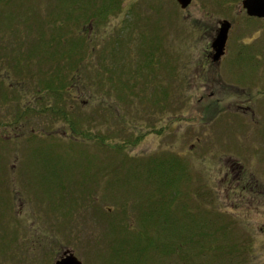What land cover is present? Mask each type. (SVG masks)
Returning <instances> with one entry per match:
<instances>
[{
  "label": "rangeland",
  "instance_id": "rangeland-1",
  "mask_svg": "<svg viewBox=\"0 0 264 264\" xmlns=\"http://www.w3.org/2000/svg\"><path fill=\"white\" fill-rule=\"evenodd\" d=\"M241 2L193 0L182 8L175 0H125L129 10L115 12L118 46L135 55L143 45L164 48L171 68L153 67L151 78L175 88L163 99L164 111L139 96L118 100L119 108L110 102L111 120L101 116L107 105L95 107V131L108 133L113 143L129 141L126 149L84 141L54 116L34 114L18 127L0 126V200L23 239L8 256L0 251V264H55L65 251L82 264H108L105 237L115 235L109 218L127 213L130 227L140 230L141 208L153 197H188V191H202L198 202L236 221L231 231L239 238L218 242L236 243V251L222 259L212 253L202 264H264V19L248 17ZM222 19L232 22L226 54L207 63L206 49ZM149 77L148 88H140L156 99ZM13 111L0 104V122L15 119ZM167 156L179 159L187 177L180 172L174 186L161 191ZM109 167L117 170L110 174ZM66 187L79 197H55ZM104 207L111 215H102Z\"/></svg>",
  "mask_w": 264,
  "mask_h": 264
},
{
  "label": "trees",
  "instance_id": "trees-1",
  "mask_svg": "<svg viewBox=\"0 0 264 264\" xmlns=\"http://www.w3.org/2000/svg\"><path fill=\"white\" fill-rule=\"evenodd\" d=\"M127 10L125 0H0V104L14 109L15 117L0 122V126L18 127V121L34 114L54 116L84 141L95 142L110 151L126 149L129 141L113 143L111 135L95 131L97 117L91 116L97 113L93 111L95 107L107 105L101 116L111 120L112 114L107 112L111 103L119 108L120 102L128 103L139 96L164 111L163 99L171 98L175 90L165 81L154 83L151 78V68H171V57L164 54V48L149 49L143 45L135 55L132 48L118 46L119 25L112 19L115 12L124 14ZM95 27L101 29L96 31ZM139 56L143 57V63L138 62ZM194 76L190 74L189 78ZM148 77L156 86L152 90L156 99L149 98L140 88L142 84L148 88L145 81ZM113 98L116 100L111 101ZM122 115V124L128 126V115ZM178 160L167 156L166 178L159 179L161 191L171 189L175 178L181 177L180 172L183 171L184 180L187 177ZM153 165L163 168L161 161ZM109 168L110 174L117 170ZM184 184L181 183L183 187ZM66 189L62 188L55 197H79L75 196L74 188ZM188 192V197H167L162 193L161 197H153L147 208L141 205L140 230L130 227L125 212L123 217L109 218L110 230L115 235L107 232L105 237L109 244L108 264H202L212 253L213 259H222L235 252L238 244L225 247L218 242L239 238L237 232L231 231L236 221L218 208L198 202L202 191L194 195ZM192 198L198 203L188 202ZM4 202L0 200V251L8 256L22 238L13 219L7 221L10 211ZM103 210L104 217L111 215L108 208ZM183 218L187 220L183 222ZM160 255L168 260H162ZM175 257L180 261L171 259Z\"/></svg>",
  "mask_w": 264,
  "mask_h": 264
},
{
  "label": "water",
  "instance_id": "water-1",
  "mask_svg": "<svg viewBox=\"0 0 264 264\" xmlns=\"http://www.w3.org/2000/svg\"><path fill=\"white\" fill-rule=\"evenodd\" d=\"M176 1L182 8H187L192 3V0ZM243 7L246 9L248 15L264 18V0H243ZM231 25V22L227 19L220 22L219 29L212 42L214 50L212 58L214 61H218L225 54ZM55 264H82V261L73 252L68 251Z\"/></svg>",
  "mask_w": 264,
  "mask_h": 264
},
{
  "label": "flooded vegetation",
  "instance_id": "flooded-vegetation-1",
  "mask_svg": "<svg viewBox=\"0 0 264 264\" xmlns=\"http://www.w3.org/2000/svg\"><path fill=\"white\" fill-rule=\"evenodd\" d=\"M242 2H243V0H242ZM242 2H241V8L245 11V13H246V10L243 8V4H242ZM247 14V13H246ZM248 17H250V16H248ZM251 18V17H250ZM262 19H264V18H262ZM221 21V20H220ZM219 21V22H220ZM218 28H219V26H218ZM217 31H218V29H217ZM217 34V33H216ZM209 48H207L206 49V54H205V57H207V58H209V59H211L212 58V55H213V47H212V42H211V45L210 46H208ZM226 51H227V46H226ZM213 61V60H212ZM214 62V61H213ZM217 62V61H216ZM260 96L262 97V99H264V91L263 92H260ZM247 186V185H246Z\"/></svg>",
  "mask_w": 264,
  "mask_h": 264
}]
</instances>
